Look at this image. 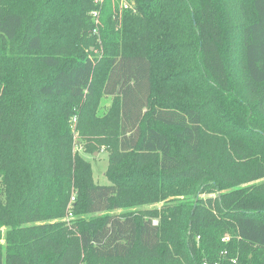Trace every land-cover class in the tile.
Segmentation results:
<instances>
[{
    "label": "trees",
    "instance_id": "1",
    "mask_svg": "<svg viewBox=\"0 0 264 264\" xmlns=\"http://www.w3.org/2000/svg\"><path fill=\"white\" fill-rule=\"evenodd\" d=\"M204 261L264 264V0H0V264Z\"/></svg>",
    "mask_w": 264,
    "mask_h": 264
},
{
    "label": "rangeland",
    "instance_id": "2",
    "mask_svg": "<svg viewBox=\"0 0 264 264\" xmlns=\"http://www.w3.org/2000/svg\"><path fill=\"white\" fill-rule=\"evenodd\" d=\"M114 98L111 96H102L100 98L99 107L97 108V114L99 116L105 114L107 110L113 105ZM78 150L82 156L85 158V160L89 161L91 164L92 174H93V180L97 184H108L109 181L105 177V170L107 167V158H108V151L107 148L102 146L99 149H90L89 151H83V148H78ZM161 205V202L156 203L154 205H151V207H157L159 208ZM135 211H142L145 210L146 207L143 205L139 206H133L131 208ZM183 213H186V208L183 210ZM71 218H74L73 214L69 215L67 214L62 218V220L67 221Z\"/></svg>",
    "mask_w": 264,
    "mask_h": 264
},
{
    "label": "built area",
    "instance_id": "3",
    "mask_svg": "<svg viewBox=\"0 0 264 264\" xmlns=\"http://www.w3.org/2000/svg\"><path fill=\"white\" fill-rule=\"evenodd\" d=\"M124 6H126V5H124ZM74 120H75V117L73 118V121H74ZM73 200H74V197L71 196V201H73ZM68 214L71 215V212H69ZM154 223H156L155 220H154ZM227 239H228L227 236H225V237L222 238V240H224V241L227 240ZM224 253H225V252H224ZM224 253H223V254H224ZM232 262H235V260H232ZM203 264H206V261H204ZM214 264H219V262L216 261V262H214Z\"/></svg>",
    "mask_w": 264,
    "mask_h": 264
}]
</instances>
